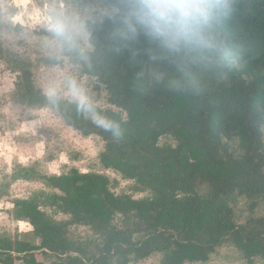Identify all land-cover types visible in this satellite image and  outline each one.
Listing matches in <instances>:
<instances>
[{"label":"trees","instance_id":"trees-1","mask_svg":"<svg viewBox=\"0 0 264 264\" xmlns=\"http://www.w3.org/2000/svg\"><path fill=\"white\" fill-rule=\"evenodd\" d=\"M72 2L88 7L94 0ZM230 4L219 30L240 53L235 64L180 65L162 58L143 36L120 41L118 22L103 13L89 23V48L80 39L86 59L62 52L105 90L108 106H95L119 124V137L74 101L52 102L35 85L25 58L1 54L16 73L15 99L53 111L84 137L98 136L100 167L142 195L112 191L108 174L93 169L49 173L17 164L2 191L16 180L39 182L45 190L13 200V218L31 229L28 239L0 234V264H130L153 254L160 264L205 263L222 246L248 263L264 261V211L257 209L264 201V0ZM76 228L90 236L82 238Z\"/></svg>","mask_w":264,"mask_h":264},{"label":"rangeland","instance_id":"rangeland-1","mask_svg":"<svg viewBox=\"0 0 264 264\" xmlns=\"http://www.w3.org/2000/svg\"><path fill=\"white\" fill-rule=\"evenodd\" d=\"M107 8L108 5L102 0H94L88 7L75 6L72 0H28L27 3L0 0V184L17 164L33 165L49 173H62L67 167L75 166L83 172L93 169L107 173L113 180L111 189L116 193L126 191L134 197L142 195L133 192L131 183L119 174L100 167L98 154L102 149V141L98 136L84 137L66 125L53 111L19 103L14 96L16 73L1 56L6 53L8 56L17 54L25 58L31 64L35 85L44 93L46 89L56 87L60 98L71 100L66 94L67 83L69 79H74L94 104L106 107L105 90L95 80L82 75L79 68L62 54L59 43L44 33L42 28L46 27L44 29L49 31L47 25L60 12L85 19L89 28V23L100 19ZM10 21L12 26L21 24L22 28L12 29ZM80 39L84 47L89 48L87 39ZM57 57L61 59L60 63L46 64L44 61ZM43 189L39 182L26 180L13 181L6 190L0 189V234L28 239L31 228L27 223L13 218V200L26 198L34 191ZM237 207L238 216L245 215V201H240ZM257 209L264 211V201ZM76 233L82 238L90 236L84 228H76ZM44 261L49 263L51 258L45 257ZM15 264L22 263L16 261ZM130 264H160V255L153 254ZM188 264H264V261L248 263L232 246H222L207 262Z\"/></svg>","mask_w":264,"mask_h":264},{"label":"clouds","instance_id":"clouds-1","mask_svg":"<svg viewBox=\"0 0 264 264\" xmlns=\"http://www.w3.org/2000/svg\"><path fill=\"white\" fill-rule=\"evenodd\" d=\"M230 14V0H109L103 13L118 22L114 36L120 41H134L143 36L155 45L162 58H173L180 65L235 64L239 60V51L219 30ZM49 31L62 52H77L86 59L87 53L80 46L81 37H90L85 19L60 12L50 20ZM45 94L52 102L60 96L56 87L46 89ZM66 94L76 103L78 111L98 126L116 137L121 135L119 124L101 116L74 79H69Z\"/></svg>","mask_w":264,"mask_h":264},{"label":"bare ground","instance_id":"bare-ground-1","mask_svg":"<svg viewBox=\"0 0 264 264\" xmlns=\"http://www.w3.org/2000/svg\"><path fill=\"white\" fill-rule=\"evenodd\" d=\"M21 2H23V3H27L28 2V0H21ZM15 3V2H14ZM30 15V14H29ZM33 15V14H32ZM19 18V17H18ZM22 18V17H21ZM30 18H34V17H32V16H30Z\"/></svg>","mask_w":264,"mask_h":264},{"label":"built area","instance_id":"built-area-1","mask_svg":"<svg viewBox=\"0 0 264 264\" xmlns=\"http://www.w3.org/2000/svg\"><path fill=\"white\" fill-rule=\"evenodd\" d=\"M46 23H48V22H46ZM47 27L49 28V25H47Z\"/></svg>","mask_w":264,"mask_h":264},{"label":"water","instance_id":"water-1","mask_svg":"<svg viewBox=\"0 0 264 264\" xmlns=\"http://www.w3.org/2000/svg\"><path fill=\"white\" fill-rule=\"evenodd\" d=\"M16 23V22H15Z\"/></svg>","mask_w":264,"mask_h":264}]
</instances>
